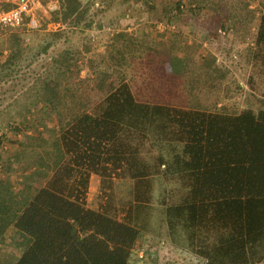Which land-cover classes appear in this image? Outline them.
<instances>
[{"label": "trees", "instance_id": "trees-1", "mask_svg": "<svg viewBox=\"0 0 264 264\" xmlns=\"http://www.w3.org/2000/svg\"><path fill=\"white\" fill-rule=\"evenodd\" d=\"M66 1L67 24L90 27L89 9L78 14L80 4ZM16 54L5 66L16 63ZM71 56L66 53L68 71ZM72 77L79 74L67 78L69 101L61 97L60 79L41 95L58 125L48 149L31 151L28 167L44 174L43 185L14 210L0 188V235L14 225L24 241L15 264H137L135 245L153 233L155 206L172 243L201 264L264 263V100L260 109L236 114L162 105L139 100L124 81L94 102L77 95L85 80L72 84ZM255 78L264 82V8L254 40ZM93 176L105 191L96 209L87 203ZM117 180L133 183L121 213ZM156 183L163 189L158 200Z\"/></svg>", "mask_w": 264, "mask_h": 264}, {"label": "rangeland", "instance_id": "rangeland-1", "mask_svg": "<svg viewBox=\"0 0 264 264\" xmlns=\"http://www.w3.org/2000/svg\"><path fill=\"white\" fill-rule=\"evenodd\" d=\"M72 2L80 4L78 14L89 9L85 20L92 22L90 27L84 22L75 27L67 24L66 0H45L44 10L36 13L37 27H30L27 21L19 29H0V188L12 210L45 181L42 172L34 174L35 167H28L34 159L32 149H48L53 135L58 134L56 118L50 116L41 95L47 84L60 79L61 97L69 101L72 92L66 91V85L72 73L79 77H72L69 83L85 80L74 90H82L77 95H89L94 102L125 81L144 102L229 114L263 107L264 82L257 78L254 82L252 70L264 0ZM226 18L225 27L220 28V21ZM189 51L192 59L187 58ZM13 52L18 53V60L5 66ZM68 52L74 55L70 71L65 66ZM132 186L131 180L115 182L113 193L120 213L127 206ZM162 190L156 183L157 200ZM104 194L100 178L93 176L88 206L98 208ZM157 207L150 226L153 233L141 236L133 261L201 264L172 243ZM21 246L22 238L0 235V264H15L22 255Z\"/></svg>", "mask_w": 264, "mask_h": 264}, {"label": "built area", "instance_id": "built-area-1", "mask_svg": "<svg viewBox=\"0 0 264 264\" xmlns=\"http://www.w3.org/2000/svg\"><path fill=\"white\" fill-rule=\"evenodd\" d=\"M45 0H3L0 4L8 5L0 6V29L15 30L23 27L27 21L30 27H37V10L43 8ZM58 2V0H51ZM144 258V255H140Z\"/></svg>", "mask_w": 264, "mask_h": 264}, {"label": "crops", "instance_id": "crops-1", "mask_svg": "<svg viewBox=\"0 0 264 264\" xmlns=\"http://www.w3.org/2000/svg\"><path fill=\"white\" fill-rule=\"evenodd\" d=\"M9 235L15 236V237H19V235L17 233V230H16L14 225H10L9 228L3 234V236H6V237L9 236ZM22 241H23V239H22ZM23 244H24V241H23ZM21 248H23V251H24V245H23V247L21 246ZM23 251H22V253H23Z\"/></svg>", "mask_w": 264, "mask_h": 264}]
</instances>
